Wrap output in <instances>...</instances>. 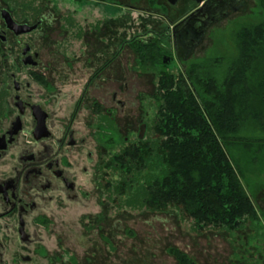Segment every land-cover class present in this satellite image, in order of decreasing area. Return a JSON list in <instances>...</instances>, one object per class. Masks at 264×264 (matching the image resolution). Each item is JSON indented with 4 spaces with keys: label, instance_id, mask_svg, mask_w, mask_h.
<instances>
[{
    "label": "flooded vegetation",
    "instance_id": "flooded-vegetation-1",
    "mask_svg": "<svg viewBox=\"0 0 264 264\" xmlns=\"http://www.w3.org/2000/svg\"><path fill=\"white\" fill-rule=\"evenodd\" d=\"M200 1L0 0V42L14 36L18 51L16 39H29L14 55L11 76L6 61L0 264H152L156 256L147 258L127 218L136 212L175 213L197 236L227 232H200L176 208L130 206V193L113 188L118 176L110 164L157 121L162 78L185 76L184 62L208 31L256 4ZM6 14L35 28L15 35ZM147 82L152 91L138 92L140 113L131 117L129 85ZM243 241L264 252V243ZM164 251L175 264H181L177 253L200 264L176 246Z\"/></svg>",
    "mask_w": 264,
    "mask_h": 264
},
{
    "label": "trees",
    "instance_id": "trees-1",
    "mask_svg": "<svg viewBox=\"0 0 264 264\" xmlns=\"http://www.w3.org/2000/svg\"><path fill=\"white\" fill-rule=\"evenodd\" d=\"M259 1L264 9V0ZM239 31L241 55L228 67L223 81L210 61L186 69L178 80L170 75L162 78L166 82L159 91L164 104L146 139L128 144L110 163L118 176L113 188L130 193V206L161 211L176 208L200 232L208 228L234 232L258 221V211L224 143L236 131L238 121L245 120L242 111L248 109L238 112L236 108L244 99L238 100L234 93L243 88L241 97L248 98L245 71L258 59L253 46L264 35V22ZM3 45L0 42L1 117L8 94ZM259 56L264 63V53ZM257 78L260 82L254 95L264 105V66ZM177 256L181 264H195L185 254Z\"/></svg>",
    "mask_w": 264,
    "mask_h": 264
},
{
    "label": "rangeland",
    "instance_id": "rangeland-1",
    "mask_svg": "<svg viewBox=\"0 0 264 264\" xmlns=\"http://www.w3.org/2000/svg\"><path fill=\"white\" fill-rule=\"evenodd\" d=\"M249 2V7L242 12L233 14L223 20L218 26L208 31L203 44L197 49L191 59L184 62L185 70L194 65L204 66L210 61L217 66L214 71L217 78L224 80V74L236 59L240 58L241 48L238 43L237 34L242 28H254L264 22V9L260 1ZM14 36H8V41L3 42V48L7 55L8 73L11 76L14 71L13 61L29 39L24 36L16 39L18 51L14 50ZM254 45L255 56L258 57L247 66L245 71V82L248 91L247 97L242 98L245 90L243 88L235 91L238 100L244 99L242 104L236 105L238 112L246 107L242 118L238 121L235 132L229 133L224 147L228 157L236 167V172L241 183L258 211V221L249 222L245 228L237 233L209 232L202 236L195 235L190 230V222H181L178 215H158L148 213H129L128 221L134 231H138V240L146 243L147 258L156 256L152 264H175L173 258L168 257L164 250L168 246H176L194 256L200 264H250L249 261L258 257L263 259L264 252L254 250L245 246L244 241L254 239L257 246L264 243V105L256 102L258 93V73L264 63L260 61V54L264 53V35L256 40ZM26 71L23 73L25 77ZM244 84V83H243ZM130 115H139V105L136 100L138 92L152 91L150 82L146 84H130ZM238 91V94H236ZM240 96V97H238ZM243 96V95H242ZM137 104V105H136ZM262 105V106H261ZM262 115L258 116L260 112ZM261 117V118H259ZM259 118V119H258ZM259 249V248H258ZM255 254V255H254ZM258 260V261H259ZM251 264H255L251 261Z\"/></svg>",
    "mask_w": 264,
    "mask_h": 264
},
{
    "label": "water",
    "instance_id": "water-1",
    "mask_svg": "<svg viewBox=\"0 0 264 264\" xmlns=\"http://www.w3.org/2000/svg\"><path fill=\"white\" fill-rule=\"evenodd\" d=\"M3 17H4L3 19L5 20V22L7 24V28L11 31H14L15 35H21V34L29 33L30 31H32L35 28V26L30 27L28 24L23 25V24L16 23L12 19L11 15L6 14V16H3ZM3 41H5V39Z\"/></svg>",
    "mask_w": 264,
    "mask_h": 264
}]
</instances>
